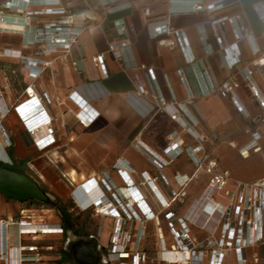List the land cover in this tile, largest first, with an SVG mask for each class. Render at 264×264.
I'll use <instances>...</instances> for the list:
<instances>
[{
    "label": "crops",
    "instance_id": "obj_1",
    "mask_svg": "<svg viewBox=\"0 0 264 264\" xmlns=\"http://www.w3.org/2000/svg\"><path fill=\"white\" fill-rule=\"evenodd\" d=\"M128 1L132 3L131 9L114 14L107 13L105 5ZM215 1L217 0H206V3ZM5 6L7 8H4ZM60 7L66 9V16L46 14L50 8L48 5L38 3L30 5L26 0H0V12L5 17L4 26L8 29L3 30L0 48L33 52L31 48L34 47L25 46L24 43L32 38L35 29L69 16H73L74 27L83 28L76 43L71 47L60 46L58 48L61 49L56 54L39 57L40 64L35 72L36 77L32 76L33 70L31 72L29 68L22 67L21 71L24 82L27 85L32 84L36 93L44 97L53 119L51 128L56 145L67 146L77 150V153H82L78 157L81 162L89 163L96 156L99 157L96 161H111L116 154L106 150L134 148L140 141L153 154L169 163L162 168L168 180H175L176 175H192L195 172L193 163L185 155L174 159L172 155L166 153L170 144L178 141L177 138L181 146L182 125L173 120L162 105H158L156 90L149 78L148 69L154 70L166 105L183 104L188 100V92L191 93L192 104L187 105V108L198 120L196 132L200 136L202 134L204 138L207 137V146L209 141L212 145L223 138L229 141L230 145L236 144L233 148L237 150L239 157V149L251 141V134L247 131L258 129L264 136V123L261 122L264 119V111L257 105L247 88L248 80L241 77L236 70L223 66L224 57L210 26L213 19L240 16L245 26L253 31L258 46L264 52V0H237V3L215 14H182L171 17L172 26L186 33L195 62L208 72V79L215 87L218 88L229 80L239 83L236 93L250 114L248 118L238 110L230 96H224L218 91L208 96L202 94L195 70L187 63L175 36L168 35L157 39L150 37L147 31L149 23L170 18V0H60ZM29 12L35 13L30 22L27 17ZM39 12L40 15H37ZM119 19L125 20L128 29L125 37H119L114 26V21ZM200 26H204V30H200ZM222 29L226 44L229 46L237 44L241 51L239 70L253 71V80L264 94V67L256 65L261 55L254 56L248 42L238 41L230 26H223ZM203 34L207 35V45H204L201 39ZM124 38H129L131 44L119 48L121 57H116L111 47L124 42ZM66 48H71V52L69 53ZM101 55L105 56L107 75L96 62V58ZM16 56L17 53L10 57L17 58ZM4 61L19 63L13 59ZM75 62L78 63V68L74 65ZM45 63L49 65L45 66ZM179 70L184 73L185 84L180 79ZM140 88L147 93L140 94ZM25 89L26 87L19 95L24 96ZM74 93L82 97L80 102L89 111L94 109L100 114L98 120L89 127L82 126L77 119L81 107L74 99L77 96L72 97ZM5 94L10 95L9 89ZM259 121L261 123L254 125ZM36 125L28 126L31 129ZM245 135H250V138H246ZM208 136L211 138L215 136V141ZM219 149L217 146L215 153L221 156ZM137 153L146 159V168L139 167L133 160L125 157L116 158V163L126 159L137 173L147 172L151 176H157L149 165L151 163L157 167L152 157L140 151ZM217 155L211 160H215L219 165ZM185 158L187 166L182 171V160ZM175 162L180 165L178 170H172L170 167ZM219 169L227 170L220 167ZM84 172L90 173V170ZM71 177L76 182L77 172H73ZM118 177L124 186L122 178L119 175ZM136 179L142 180L138 176ZM160 189L169 199L167 188L162 186ZM147 192L149 193V190ZM87 196L91 199L89 193ZM182 210H185L184 206ZM102 220L103 224H100L96 232L90 236L97 239L101 249L106 251L113 229L109 223L110 218ZM105 222H108V226H105ZM107 228H110V237L105 243L102 239Z\"/></svg>",
    "mask_w": 264,
    "mask_h": 264
},
{
    "label": "built area",
    "instance_id": "obj_2",
    "mask_svg": "<svg viewBox=\"0 0 264 264\" xmlns=\"http://www.w3.org/2000/svg\"><path fill=\"white\" fill-rule=\"evenodd\" d=\"M26 1L30 5L38 3L39 5L50 6L46 12L48 15H67L66 9L60 7V0ZM235 3H237V0H217L210 4H207L206 0H170V18L149 23L147 31L150 37L154 39L168 35L175 36L187 63L191 64L195 70L202 94L208 96L218 91L224 96H230L238 110L243 112L248 118L250 114L236 93V89L239 88V83L229 80L220 87H215L208 79V72L201 69L197 62H195V56L190 49L186 33L182 30H177L171 24V17L175 15L215 14ZM105 6L107 7V13L114 14L131 9L132 3L128 1L120 4H107ZM4 8H7V6ZM27 15L29 22L35 17L34 12H29ZM37 15H40V12ZM0 21L5 22V17L2 12H0ZM73 25V16H69L65 19L51 21L43 27H37L32 38L24 43L25 46L34 47L33 56L24 55L23 50H14L11 48H0V56L19 60L25 67L31 68V72L35 70L32 76L36 77L35 72L39 69L38 65L40 64L39 57L56 54L61 49L58 47H71L76 43L77 37L83 28L74 27ZM226 25L232 28L238 41L245 40L248 42L254 56L261 55V58L256 62V65L259 67H264V52L258 46L253 31L245 26L240 16H222L210 22L212 32L224 57L223 66L231 70H236L241 77L248 80L247 88L250 90L257 105L264 111V94L258 84L253 80L254 72L239 70L238 64L241 60V51L238 45L233 44L229 46L224 41L222 28ZM114 26L117 29L119 37L126 36L128 29L124 19L114 21ZM200 30H204V26H200ZM201 39L204 45H207V35L203 34ZM130 44V39L124 38V42L112 46L111 50L116 57H121V52L118 49L129 46ZM41 45L43 48H36ZM66 49L69 53L71 52V48ZM16 53L17 58L10 57ZM96 62L107 75L105 56H98ZM48 65L49 63H45V66ZM74 65L77 68L79 67L77 62ZM178 74L181 81L185 84L183 71L179 70ZM148 75L155 87L158 105H162L169 112L173 120L181 123L183 131H188V133L193 134L195 139L203 141V137L195 130V127L198 125V120L195 119L187 108V105L192 104L191 93L188 92V100L183 104L175 106L166 105L165 98L157 84L154 70L148 69ZM139 93L146 94L147 92L143 88H140ZM23 95V100L13 106L14 112L16 115L22 117L21 110L24 107H39L35 119L41 126L47 127L48 136L50 137L48 147H51L56 143V138L51 128L53 119L48 112L44 97L37 94L32 85H29L24 90ZM75 96L77 98H74ZM45 97L49 100L47 94H45ZM72 97L81 107L80 112L77 114V119L81 125L89 127L98 120L100 116L99 112L94 109L89 111L80 102L82 101V97H79L76 93L72 94ZM0 99L1 101L4 100L3 97H0ZM2 109L6 110L5 113H2L4 117L7 116V112L9 113L10 110H7V108L0 104V112ZM84 111H87V113ZM82 114L86 116L85 119L80 118ZM261 122L264 123V119ZM21 124L36 143L34 132L30 130L27 120L22 118ZM247 132L251 134V141L239 149L240 155L244 158H249L250 154L261 153L264 150V145H262V141L264 140L263 134L258 129ZM214 138L216 139V137ZM177 140L179 141V138ZM178 141L170 144L166 153L172 155L174 159L182 155H187L195 167V172L192 175H182V184L179 180L180 175L175 176V180L182 187V204H184L191 199V194L187 189L190 184L195 182L199 171L204 169L205 162L203 161V156L199 155L203 148L202 146H187L184 145L183 140L180 146ZM231 145L232 147H236L234 143ZM13 146L12 135L4 122L1 121V164L13 166L14 162L10 152ZM135 148L141 153L152 157V160L160 170V175L166 184H169V180L162 171V168L169 165V163L153 154L143 142L138 141ZM116 168L123 180H126L125 174L130 173L140 188H142L143 183L140 184L141 180L138 181L136 177L138 176L141 179L147 180V172L138 174L126 159L119 160ZM205 171L207 173L206 175H208L205 189L199 197L191 200L189 207L182 217L176 216L175 212L171 210V207L161 209V213L165 212L164 215L173 236V244L169 247L165 236H162L161 257L157 259H151L148 252L142 247V238L132 240V230L124 229V223L153 222L157 217L149 218L146 210L139 205L138 207H130L126 203V200L122 198L120 187L115 184L108 173L104 174L102 180L98 179L95 185L96 187H101L106 194L105 205H108L110 208L109 213L107 210H104L103 213L117 221L112 231L110 242L106 248L104 264H226L231 258L234 259L235 264H264V178L250 183L233 180L230 171L220 170L215 160L208 161ZM150 178L152 179L150 180L152 183L157 184L159 179L158 175L150 176ZM232 182L235 184V189L230 188ZM104 186H106V189ZM109 194H111V197ZM179 197L180 194L178 192L171 191L170 204L176 202ZM147 198L149 199V197ZM82 205L84 211L90 208H95L97 212L99 210L97 208L98 205ZM29 212V210L22 209L19 217L12 216L9 218L0 216V264H70L67 261L66 252L56 251L54 245L51 244L52 239L64 237L65 228L63 223L46 222L45 220L36 221L35 217L30 215ZM99 212L102 213L100 210ZM205 215H209L208 220L205 221L207 223H204L203 216ZM192 228L200 230L206 237L202 239L194 236L191 231ZM169 253L180 254L181 257L179 260H172L168 256Z\"/></svg>",
    "mask_w": 264,
    "mask_h": 264
},
{
    "label": "rangeland",
    "instance_id": "obj_3",
    "mask_svg": "<svg viewBox=\"0 0 264 264\" xmlns=\"http://www.w3.org/2000/svg\"><path fill=\"white\" fill-rule=\"evenodd\" d=\"M3 30H0V38H2V34H4L3 32L5 30ZM31 49L34 52V49ZM33 52L26 51L24 52V55L33 56ZM4 59L7 60L11 58L0 56V97H3L4 99L3 101L0 99V104L7 108V110L9 109L10 112H7V116L4 117V114L2 113H5L6 110L2 109L0 112V122H4L12 135L14 146L10 152L14 155L16 162L19 164L14 170L26 174L38 182L41 188L55 199V203L44 204L37 201H30L22 204L16 202L15 200L7 199L0 194V216L9 218L12 216L19 217L20 211L22 209H26L30 211V215L35 217L36 221L45 220L46 222L63 223V220L69 219L73 222L74 226L80 231L82 237L85 239H89V236L96 232V229H98L100 224H103L104 220L102 219L104 218H110L109 223L112 226V229H114L117 222L115 219L104 215L103 212L100 213L99 210L97 212L95 208H90L89 210L84 211L83 205L79 203L80 200L77 199L78 196H75V193L78 191L79 187L83 189L88 181L92 179H96L97 181L98 179L102 180L104 178V174L107 173L115 181L117 186L122 188L124 186L121 185L118 180L119 177L116 168V158H129L130 160H133L134 164L141 168H146V159L139 156L137 153L138 150L135 146L134 148L130 147L129 149L106 150L116 154L111 161H96L99 158L96 156L93 157L92 161L89 163H83L78 160V157L82 153H77V150L71 149L67 146L56 145L57 143L45 150H40L36 146L34 139L27 133L26 129L18 120L16 113L13 110V106L23 100V96L19 95L21 91L25 87L27 88L29 85H32H27L24 82V77L21 73L22 67H27L22 65L19 60H17L19 63H9V61H4ZM5 64L7 66H4ZM8 89L10 95L5 94ZM216 135L220 136L219 134ZM201 136L203 137L202 134ZM245 136L248 139L250 138V135ZM214 137L215 136L211 138V136H208V138L215 141ZM182 140L185 143L184 145H200L203 147L199 155L203 156V161L205 162L204 169L199 171L197 177L195 178V182H193L187 189L193 197L198 196L205 189L208 179V175H206L207 173L205 170L208 161L215 158L217 155V153H215L217 146L220 147L219 151L221 152V156L217 155L219 158V167L221 169L229 170L233 180L250 183L264 178V150L261 153L250 154L249 158H244L240 154L238 157L237 150L231 147L229 144L230 142L223 138L220 141L213 142L212 145L209 141L207 146V137H203V141L199 140V142L195 139V137H193L192 133L183 131ZM262 145H264V140L262 141ZM97 151H95V153H97ZM185 156L189 159L187 155ZM187 159L185 158L182 160V171L187 166ZM149 165L153 169V172L157 173L159 176L157 184L160 188L164 186L167 188L169 194L173 190L180 194L179 199L173 203V206L171 205V209L176 211L178 216H181L182 187H180L176 180H169V184H166L165 180L160 175L159 168L151 163H149ZM170 167L172 170H178L180 165L178 162H175L172 163ZM88 170H90V173L84 172ZM73 172H77L76 182L73 181L71 177ZM138 174H140V172ZM140 184H142V182ZM230 188L235 189V184L233 182L231 183ZM109 196L111 197V194H109ZM164 196L165 195L163 193V197ZM148 197L150 199L149 195ZM170 200L171 198H169V201ZM154 210L157 213V219L152 223L147 221L139 223H124V229L132 230L133 232L131 235L132 240L142 238V247L148 252L151 259L161 257L162 236H165L169 247L173 244V236L168 227V222L165 220V212L160 213L159 207L157 206L154 207ZM105 226H108V222H105ZM109 237L110 228H107L102 241L106 243ZM65 242L66 240L64 237H58L52 239L51 244L54 245L56 251H65ZM102 254L103 256L106 255V251L102 252ZM68 258L70 259L71 257L68 256ZM69 259H67L68 263H70ZM226 264H235V261L231 258V260H228Z\"/></svg>",
    "mask_w": 264,
    "mask_h": 264
},
{
    "label": "bare ground",
    "instance_id": "obj_4",
    "mask_svg": "<svg viewBox=\"0 0 264 264\" xmlns=\"http://www.w3.org/2000/svg\"><path fill=\"white\" fill-rule=\"evenodd\" d=\"M4 25H5V22L0 21V30L4 29L5 31H8V29ZM29 69L31 70V68ZM32 73H34V71ZM38 108L39 107H36V106L34 107L26 106L21 110L22 111L21 114L23 116L22 117H20L19 115H16V116L21 123H22V118H24V120H27L28 125L37 124L35 127L31 128L30 130L34 132L36 146L40 150H45L48 148V141L50 137L48 136L47 127L41 126L39 122H37V120L35 119L36 118L35 115L38 112ZM85 117L86 116L84 114L80 116V118L82 119H85ZM123 174H124V171H123ZM118 175L121 177L119 173ZM125 176H126V180L122 179L124 183V187L120 188V193L122 195V198L126 200V203H128L130 207L131 206L138 207V205L141 206L143 209L146 210V213L148 214L149 218L157 217L154 207L156 206L159 207L160 213H161V209L163 208L168 209L171 207L169 199L165 196L163 197V192L161 191L158 184L152 183V181H150L152 180L150 178L151 176L150 174L148 173L146 174L147 180L142 179L144 190L136 184V181L134 180V178L132 177L130 173L125 174ZM179 180L182 184V176H180ZM96 182H97L96 179H92L88 181L83 189L79 187L78 191L75 193V196H78L77 199L80 200V202L78 201L80 204H84V205L88 204V205H93V206L98 205L97 208L101 212H103L104 210H107L109 213L110 208L108 205H105L106 204V200H105L106 194L104 193L101 187H96L95 185ZM104 188L106 189V186H104ZM147 190H149V193L147 192ZM87 192L91 195V199L88 198ZM146 195H149L150 199H148L147 198L148 196ZM208 217L209 215L203 216L204 223H207L205 221L208 220ZM96 243H97V240L95 238L86 240L84 238H76L74 236H70L67 246H68V250H70L71 252H76V260L81 262L82 264H100L101 259H99L97 263H94L93 261L83 260L81 258L83 257L82 252L80 251L78 252L77 250L78 246H82L83 248V247H88V246H94ZM168 256L172 260H179L181 257L180 254H176V253H169Z\"/></svg>",
    "mask_w": 264,
    "mask_h": 264
},
{
    "label": "water",
    "instance_id": "obj_5",
    "mask_svg": "<svg viewBox=\"0 0 264 264\" xmlns=\"http://www.w3.org/2000/svg\"><path fill=\"white\" fill-rule=\"evenodd\" d=\"M0 194H2L7 199H12L22 204L30 201H37L44 204L55 203V199L52 198L46 191H44L34 179L24 173H20L4 165H0ZM69 238L66 241L65 249L67 253L74 256L75 264H82L76 260V252H71L68 250L67 245ZM77 250L78 252H82L83 257L81 258L83 260L97 263L98 260L101 259L100 264L105 263V259L102 257V249L98 240L94 246L83 248L82 246H78Z\"/></svg>",
    "mask_w": 264,
    "mask_h": 264
},
{
    "label": "flooded vegetation",
    "instance_id": "obj_6",
    "mask_svg": "<svg viewBox=\"0 0 264 264\" xmlns=\"http://www.w3.org/2000/svg\"><path fill=\"white\" fill-rule=\"evenodd\" d=\"M11 156H12V159H13L14 163H13V166H8V168H11V169L14 170V169L17 168L16 166L19 165V164L16 162V160L14 158V155L12 153H11ZM0 165H3V164L0 163ZM63 225H64V228H65V235H64L65 240H67L70 236L83 238L81 233H80V231L74 226V224H73V222L71 220L67 219L66 221L63 222ZM91 238H92V236H89V239H91ZM89 239H87V240H89ZM65 252H66V250H65ZM101 252H104V250H102ZM66 256H67V259H69L68 256L71 257L69 259L70 264H75V259H74V256L72 254H68L66 252ZM104 256L102 254L103 258H104Z\"/></svg>",
    "mask_w": 264,
    "mask_h": 264
},
{
    "label": "trees",
    "instance_id": "obj_7",
    "mask_svg": "<svg viewBox=\"0 0 264 264\" xmlns=\"http://www.w3.org/2000/svg\"><path fill=\"white\" fill-rule=\"evenodd\" d=\"M259 123H261V122L259 121L258 123H254V125L257 126ZM200 195H201V193H200L198 196H196V197L191 196V199L188 200L187 203L182 204V206L185 207V210H182V215L185 213V211H186L187 208L189 207V204L191 203V200L194 199V198L199 197ZM171 205H173V204H171ZM171 208H172V206H171ZM171 210H172V209H171ZM172 211L175 212L176 216H178V213H177L176 211H174V210H172ZM182 215L179 216V217H182ZM66 219H67V218H66ZM165 220H166V218H165ZM63 221H66V220H63ZM191 231H192V234H193L194 236L198 237V238H204V237H205V234H204L203 232H201L200 230L196 229V228H192Z\"/></svg>",
    "mask_w": 264,
    "mask_h": 264
}]
</instances>
